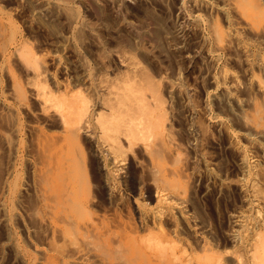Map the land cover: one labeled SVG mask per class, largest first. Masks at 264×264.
I'll use <instances>...</instances> for the list:
<instances>
[{"label": "rangeland", "instance_id": "374dc122", "mask_svg": "<svg viewBox=\"0 0 264 264\" xmlns=\"http://www.w3.org/2000/svg\"><path fill=\"white\" fill-rule=\"evenodd\" d=\"M52 1L0 0V190L8 176L20 182L17 201L6 198L7 211H0V264H41L43 250L71 253L63 232L35 213V140L40 127L58 128L33 95L36 81L22 50L62 58V78L76 80L82 75L79 58L100 44L127 59L124 70H137L132 77L137 85L151 77L170 110L190 205V221L177 208L169 209L176 217V223L166 222L173 249L193 264H264V137L250 133L236 116L252 111L249 98L262 100L252 76L264 78V69L252 55L251 33L243 34L250 38L251 62L237 43L240 19L234 11L224 0H186L183 9L184 0H130L135 9L123 0ZM64 2L91 22L87 29L101 31L100 43L74 38L68 14L59 6ZM257 2L264 15V0ZM213 26L232 34L225 47L215 41ZM225 70L233 76L231 83H238L229 101L220 83ZM94 210L132 219L117 198Z\"/></svg>", "mask_w": 264, "mask_h": 264}, {"label": "bare ground", "instance_id": "6f19581e", "mask_svg": "<svg viewBox=\"0 0 264 264\" xmlns=\"http://www.w3.org/2000/svg\"><path fill=\"white\" fill-rule=\"evenodd\" d=\"M123 1L137 8L130 0ZM224 2L240 19L236 40L247 60L251 62V47L243 34L249 32L256 41L252 55L259 56L257 65L264 69V15L259 3ZM59 6L68 14L74 38L97 45L101 31L87 29L91 22L74 6L67 2ZM212 35L220 48L232 37L216 26ZM107 48L100 44L79 58L82 75L76 80L62 78L65 67L60 57H39L25 49L21 53L36 81L33 95L58 128L48 132L40 127L35 140V213L61 230L71 246V253L41 251L45 255L41 264H193L173 249L166 230L167 219L176 223L171 208L190 221L187 188L181 183L188 173L169 126L170 110L151 77L137 85L132 78L137 70H124L127 59ZM232 77L228 70L220 76L228 101L238 87ZM252 83L262 100L249 98L252 111L236 116L250 133L264 137V78L253 75ZM15 88L24 104L22 87ZM19 193L18 177L4 179L0 211L6 213L8 201L16 202ZM114 198L123 202L132 219L94 214L96 205L106 206Z\"/></svg>", "mask_w": 264, "mask_h": 264}]
</instances>
